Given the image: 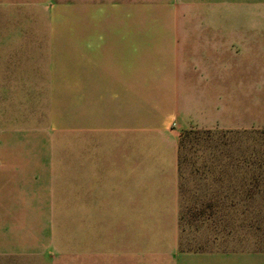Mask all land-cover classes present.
I'll list each match as a JSON object with an SVG mask.
<instances>
[{"label": "rangeland", "instance_id": "obj_1", "mask_svg": "<svg viewBox=\"0 0 264 264\" xmlns=\"http://www.w3.org/2000/svg\"><path fill=\"white\" fill-rule=\"evenodd\" d=\"M205 28L233 34L231 67L219 69L231 85H218L233 92L219 95L225 114L212 123L185 90L176 243L135 253L115 198L103 196L117 186L118 112L163 105L149 92L125 100L122 67L160 60L167 48L153 40L164 30L171 51L199 55ZM121 30L136 37L121 42ZM103 164L113 166L102 182ZM231 254H264V0H0V264H215Z\"/></svg>", "mask_w": 264, "mask_h": 264}, {"label": "crops", "instance_id": "obj_2", "mask_svg": "<svg viewBox=\"0 0 264 264\" xmlns=\"http://www.w3.org/2000/svg\"><path fill=\"white\" fill-rule=\"evenodd\" d=\"M115 32L123 34L121 42H126L127 36L136 37L135 30ZM98 35L104 36L100 33ZM231 36H233L232 32L221 34L218 29H200L197 35L199 55H188V59L184 47L186 44L181 45L178 50H170L171 46L176 45L177 40L173 38L174 34L171 35L164 30L161 35H157L161 39L153 40L154 44L167 48L161 51L160 60L140 59L142 60L139 61L140 63L122 67L125 77L124 81L119 82L127 85L132 83L133 86L125 88L127 89L125 100L128 98L137 100L143 92H149L155 95L154 99L160 98L163 105V109L157 108V104L151 105V112H145V115L142 109L137 108L132 111L139 110V112H127L125 109L118 112L120 143L116 165L117 186L114 189L104 188L103 196H106L108 190L107 195L115 198L111 201L110 208V211L118 212L119 223L117 221L118 225L117 223L115 225L124 228L125 235L127 230L132 233V239L129 237L132 240L129 246L135 250V253L137 247L142 244L159 246V251L169 247L167 252H171L176 243L177 228L180 223L179 137L183 129L190 130L192 127L185 125L187 119L182 120L184 115L188 116L191 109L189 108V112L185 111L187 107L182 101L183 94L188 87L192 101L200 99L193 104L194 111L198 116L205 115L206 118L210 116L212 123L216 117L225 114L223 111L218 112L215 101L219 95L233 92L232 87L218 88V85L225 83L231 85V81L224 80L219 71L225 65L231 67L230 59L223 60V53H227L232 47ZM179 42L187 43L185 40ZM188 42L194 43V40L190 39ZM138 47L137 45L134 48L137 49V54H141ZM102 57L103 61L106 60V53ZM143 68L149 71L145 74L143 71H138ZM132 76L136 78L134 82L130 79ZM157 77L161 80H158L157 84H152ZM92 78L88 76L89 83ZM235 83L238 85L237 80ZM234 93H238L237 87H234ZM196 94L198 97H194ZM142 116L150 117L148 122H153L147 125L139 123ZM177 121L183 125L172 129L171 126ZM206 122L204 121V125ZM112 166L113 164L109 167L103 164L99 168L102 182L108 181L110 174L107 170ZM229 256L215 260V264H264V254L249 256L241 260V263L233 254Z\"/></svg>", "mask_w": 264, "mask_h": 264}]
</instances>
